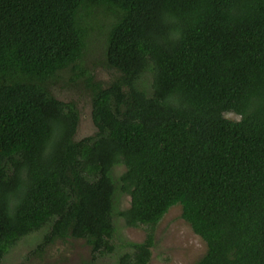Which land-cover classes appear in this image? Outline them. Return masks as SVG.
Here are the masks:
<instances>
[{
    "label": "trees",
    "instance_id": "16d2710c",
    "mask_svg": "<svg viewBox=\"0 0 264 264\" xmlns=\"http://www.w3.org/2000/svg\"><path fill=\"white\" fill-rule=\"evenodd\" d=\"M95 8L119 74L92 85L97 132L77 140L78 109L51 85L79 65ZM118 189L126 224L150 226L119 264L149 263L176 204L206 242L195 264H264V0H0V264L45 225V242L113 252Z\"/></svg>",
    "mask_w": 264,
    "mask_h": 264
},
{
    "label": "rangeland",
    "instance_id": "374dc122",
    "mask_svg": "<svg viewBox=\"0 0 264 264\" xmlns=\"http://www.w3.org/2000/svg\"><path fill=\"white\" fill-rule=\"evenodd\" d=\"M85 15L89 23L86 48L77 67H69L58 73L51 85V91L58 99L73 102L79 112L75 139L93 136L97 127L92 119V85L100 83L103 87L119 74L118 70L106 64L105 47L107 34L113 18L100 8ZM152 73L145 72L139 86L148 93L152 92ZM228 118L238 120L240 114L225 112ZM125 166L116 165L112 176L117 181ZM131 205V195L117 190L114 195L113 221L116 231L112 242L115 250L111 253L94 254L86 239L67 236L45 242L50 225L33 231L18 240L6 252L1 264H119V256L132 251L130 242L145 240L150 226L140 224L129 226L119 211ZM155 245L148 264H195L205 253L204 239L195 233L190 224L182 217L180 204L172 206L155 225Z\"/></svg>",
    "mask_w": 264,
    "mask_h": 264
}]
</instances>
